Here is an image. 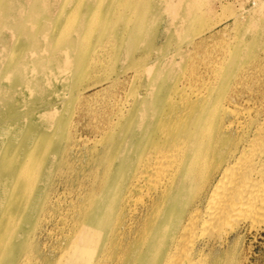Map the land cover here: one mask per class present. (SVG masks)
Here are the masks:
<instances>
[{"label": "bare ground", "instance_id": "bare-ground-1", "mask_svg": "<svg viewBox=\"0 0 264 264\" xmlns=\"http://www.w3.org/2000/svg\"><path fill=\"white\" fill-rule=\"evenodd\" d=\"M214 1L0 0V264H237L241 226H264V88L249 75L264 0H235L233 40L199 89L177 79L163 96L149 75L117 103L121 77L79 79L120 25L134 37L160 14L179 39ZM242 84L257 110L231 108ZM98 94L94 135L77 137L72 107L82 123Z\"/></svg>", "mask_w": 264, "mask_h": 264}, {"label": "rangeland", "instance_id": "rangeland-1", "mask_svg": "<svg viewBox=\"0 0 264 264\" xmlns=\"http://www.w3.org/2000/svg\"><path fill=\"white\" fill-rule=\"evenodd\" d=\"M223 4V6H219V0H215L211 3L209 10V6L202 3L199 10L205 17L203 23L195 21L192 25L186 26L184 34L179 39L175 37L174 33H169L166 30L167 16L160 14L149 15L146 20L148 27L134 37L128 38L127 31L123 30L120 25L115 29L114 35L110 34L102 41L103 45L95 54L98 55L97 58L101 63L99 69L94 73L84 74L82 71L79 73V79L82 81L93 76L104 78L112 75L121 77L120 79L124 81V88H120L117 92V103L128 100L127 94L133 93L137 88L138 79L144 81L149 75L163 77L161 78L164 79L163 96L170 93V85L177 79H184L186 87L190 86L188 84L190 80L194 88H201L209 78H214L215 73L220 70V65H217L220 63L218 61H221L224 55L226 56V48L231 44L230 41L235 35L233 20L240 12L239 2L230 0L228 4L226 2ZM129 13L128 11L126 14L118 15L117 10V17L131 19ZM199 27L202 28L201 31H198ZM246 39H250V37ZM129 46L131 50L127 53L130 49ZM92 54L94 55V53ZM146 63L150 64L147 70L152 66L150 73L144 69ZM215 66L218 70H215ZM138 67L140 70L135 75L134 69ZM261 67L262 71L253 69L249 75L252 84L255 85L260 81L264 88V63L261 64ZM146 82L144 81L142 84ZM103 86L91 87L84 93V96H92ZM238 90V93L231 95L232 100L235 101L231 104V108L243 111L245 109L257 110L261 107V103L255 97L257 88L250 84H242ZM108 100L109 98L104 94L93 96L87 105L89 112L82 123H79V103L73 106L72 134L74 133L82 139L92 137L94 135L93 126L98 120L102 103ZM262 104L264 105V102ZM239 230L237 242L232 245L236 263L264 264V226L253 230L249 228L248 224H244ZM44 238H42L43 241Z\"/></svg>", "mask_w": 264, "mask_h": 264}]
</instances>
